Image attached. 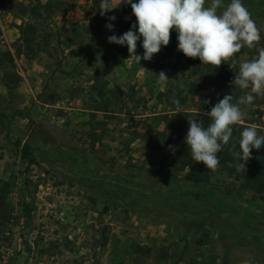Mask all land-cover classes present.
I'll list each match as a JSON object with an SVG mask.
<instances>
[{
  "label": "rangeland",
  "instance_id": "rangeland-1",
  "mask_svg": "<svg viewBox=\"0 0 264 264\" xmlns=\"http://www.w3.org/2000/svg\"><path fill=\"white\" fill-rule=\"evenodd\" d=\"M6 1L11 6L4 7ZM41 1L42 17L33 22L44 52L12 66L0 56V264H264V200H252L241 180L219 166L199 170L209 175L208 184L187 181L179 149L158 152L133 134L145 131L135 127L141 120L163 131L184 112L207 116L225 95L235 99L242 90L221 70H194L177 50L175 30L151 61L136 64L126 45L107 40L135 19L130 5L101 16V0H78L61 16L48 15L51 0ZM243 3L261 33L257 47H264V7ZM35 4L0 0V50L11 49L15 25L32 20L28 7ZM141 45L142 39L137 54L143 56ZM242 49L225 65L227 72L258 55L255 48ZM160 71L170 79L166 86L157 83ZM11 72L22 81L8 95L2 79ZM60 79L70 102L62 103L65 95L54 90ZM178 92L187 101L176 114L161 95ZM254 102L241 124L264 128V95ZM25 144L31 163L22 156ZM198 184L218 189L224 205L180 200L181 189Z\"/></svg>",
  "mask_w": 264,
  "mask_h": 264
},
{
  "label": "clouds",
  "instance_id": "clouds-1",
  "mask_svg": "<svg viewBox=\"0 0 264 264\" xmlns=\"http://www.w3.org/2000/svg\"><path fill=\"white\" fill-rule=\"evenodd\" d=\"M124 4L130 5L136 22L122 35L114 34L107 40L111 44L126 45L129 58L134 57L136 64L140 65L142 59L151 61L162 47H167L173 30L177 33L178 51L215 68L222 63L229 64L244 47L257 50L255 58L240 64L231 82L242 90V95L234 99L228 94L220 99L206 113L207 126L201 119L188 118L184 142L192 160L202 162L210 171L216 170L220 164L217 154L233 140V126L246 120L257 95H264V47H257L262 37L256 22L243 0H230L227 5L224 0H120L118 6H114V0H101L100 15L105 16ZM107 19L114 21L116 17ZM106 28L111 31L114 25L108 23ZM141 38L143 56L137 54V42ZM156 75L157 83L166 86L170 80L167 74L160 71ZM172 103L176 106V114L184 112L178 99L173 98ZM260 131H264L261 125L249 124L231 144L237 171L245 168L241 161H248L253 149L264 147V135ZM168 147L175 152V146Z\"/></svg>",
  "mask_w": 264,
  "mask_h": 264
},
{
  "label": "trees",
  "instance_id": "trees-1",
  "mask_svg": "<svg viewBox=\"0 0 264 264\" xmlns=\"http://www.w3.org/2000/svg\"><path fill=\"white\" fill-rule=\"evenodd\" d=\"M36 2L35 5H29L28 7V15L32 18L31 21L21 23L19 25H15L16 30L18 31V38L16 42L12 45L10 50H0V56L8 65H14V61L20 58H24L26 60H33L39 53L43 51L42 40L37 39L38 28L33 22L34 19H40L42 17V10L45 9V5L41 0H34ZM30 3V2H29ZM98 0H92V4H97ZM246 3L253 7H264V0H246ZM76 4L69 2L67 0H51L50 9L47 12L48 15H61L65 16L72 9L75 8ZM136 22V18L128 24L124 33L130 30L132 24ZM142 39V38H141ZM180 52V51H179ZM243 53V49L240 52L236 53L234 58L238 57ZM180 54L183 57H186L182 52ZM188 58V57H187ZM188 62L194 67V70H197L199 66H203L201 61H191L192 58H188ZM232 61H229V63ZM228 63H222L219 68H215L212 65H204L209 70L213 72H220L223 79L231 81L233 80L236 73H229L226 71L225 65ZM22 81L21 75L17 72L6 73L3 75L2 84L6 89L8 95H11L19 86ZM165 99V103L167 106L174 107L176 106L172 103V99H178L180 101V105L183 106L187 99L184 92H178L176 94L172 93H163ZM256 105L254 104L252 106ZM251 106V107H252ZM188 118H197L204 121L205 126L209 123V119L207 116L199 114V113H184L182 117L174 122H172L166 130L157 131L152 125L145 120H141L135 124V127L138 125H142L145 128L143 133L134 130L133 134L136 139H142L148 145H150L154 150L158 152H170L169 145H173L176 149H179L181 154L185 156V159L181 165L180 170L183 171L188 168L186 173V180L190 182L195 181H203L204 183H209V175L206 173L200 172L199 170L206 169L207 167L202 162H195L192 160L189 148L187 144L184 142L185 137L188 132L189 124ZM247 123L234 125V136L233 140L230 141L228 146H225L221 153H218V158L220 159L219 167L226 171L229 176H235L240 182V187L243 190L249 191L253 194V199L259 198L264 200V147L260 149H253L251 153V158L248 161H241V163L245 164V168L237 171L232 153L230 151L231 144L234 143L240 136V132L246 127ZM105 126V125H103ZM261 135H264L263 131H260ZM101 136L92 135V140L94 142H98ZM22 156L29 163L32 162L29 146L25 144ZM164 154L159 163V168L164 169L163 161ZM203 178V179H202ZM190 187V186H189ZM192 189L189 191V194L193 197L196 195L198 202H212L217 204L225 203V199L218 189L213 186H202L195 185L191 187ZM107 208L104 207L103 211H106ZM232 212L238 213V209H233ZM206 236V235H203ZM196 244L201 245V240H196Z\"/></svg>",
  "mask_w": 264,
  "mask_h": 264
},
{
  "label": "crops",
  "instance_id": "crops-1",
  "mask_svg": "<svg viewBox=\"0 0 264 264\" xmlns=\"http://www.w3.org/2000/svg\"><path fill=\"white\" fill-rule=\"evenodd\" d=\"M67 1H69V2H72V3H74V2H76V1H78V0H67ZM6 5H8V6H11V3H8V1H6V3L4 4V7L6 6ZM9 9V8H8ZM11 15H9V17H10ZM67 47L66 46H64V45H62V49L64 50V49H66ZM67 54V53H66ZM27 61V60H26ZM29 61V60H28ZM31 61V60H30ZM59 75V73L58 72H56L55 73V76H58ZM98 78V77H97ZM23 79H26V77L24 76L23 77ZM29 79H32L31 77L29 78ZM57 79H59V77L57 78ZM56 82V86L54 87V90H56V93L57 94H63V95H65L64 96V98H62V103L63 102H70V101H72V98H71V94L72 93H66V91H67V88H66V90L64 89L65 87H64V85H65V80L64 79H60V81H58V80H56L55 81ZM28 84V83H27ZM28 87H29V90L31 91V92H33V90L31 89V87L29 86V84H28ZM54 92V91H53ZM77 99H75V100H73V101H76ZM57 107L58 108H61L60 107V105L58 104L57 105ZM69 109V110H72V108L70 107V106H66V109ZM192 188L191 187H189V186H186L184 189H181V191H180V200L182 199V200H185V201H188L190 204H195V205H197V204H200V203H203V202H198V201H196V200H198L197 198H196V195L195 196H191L190 194H189V191L191 190ZM132 198V197H131ZM178 202H180V203H184L183 201H179V200H177ZM205 203V202H204ZM207 203H209V202H207ZM211 203V202H210ZM251 208V207H250ZM249 219L251 218V220L253 221H255V219H259L258 217H248ZM248 219V220H249ZM259 222V221H258ZM254 224L253 223H251V226H253Z\"/></svg>",
  "mask_w": 264,
  "mask_h": 264
}]
</instances>
